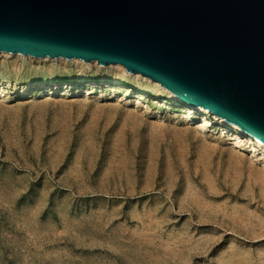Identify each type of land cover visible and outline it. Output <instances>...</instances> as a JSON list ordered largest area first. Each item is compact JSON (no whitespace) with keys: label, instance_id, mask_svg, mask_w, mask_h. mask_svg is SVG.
I'll return each mask as SVG.
<instances>
[{"label":"rangeland","instance_id":"obj_1","mask_svg":"<svg viewBox=\"0 0 264 264\" xmlns=\"http://www.w3.org/2000/svg\"><path fill=\"white\" fill-rule=\"evenodd\" d=\"M167 99L0 54V264H264V156Z\"/></svg>","mask_w":264,"mask_h":264},{"label":"water","instance_id":"obj_2","mask_svg":"<svg viewBox=\"0 0 264 264\" xmlns=\"http://www.w3.org/2000/svg\"><path fill=\"white\" fill-rule=\"evenodd\" d=\"M0 52L121 65L264 143V0H0Z\"/></svg>","mask_w":264,"mask_h":264},{"label":"bare ground","instance_id":"obj_3","mask_svg":"<svg viewBox=\"0 0 264 264\" xmlns=\"http://www.w3.org/2000/svg\"><path fill=\"white\" fill-rule=\"evenodd\" d=\"M0 54H3L5 56L15 55L17 57L28 58V59H35V60H40V61H43V62H46V61H50V62H55V61L68 62V61H72V62L80 63V64L86 65V66L95 65L98 69L117 68V69H120L122 71V73H125L127 75H133L135 77H141L142 79L146 80L147 82H150L153 85H155L162 92L166 93L167 96H168V99L165 102L166 104H173L174 105L175 103H179L181 105L182 109H185L188 113H191V112H200V113H202L203 118L206 117V115H208L210 113L208 110L203 109L201 107L191 106L187 102L181 100L178 96H176L172 92H170V91L166 90L165 88H163L160 84H158L156 82H153V81L149 80L148 78H145V77H143L141 75H138V74H135V73H129V72H127L126 69L123 66H121V65H106V66H101V65H98L96 61L89 62L90 63L89 64L88 62H83V61L78 60V59H72V60H66V59H63V58H57V59L42 58V59H40V58H33V57H30V56H23V55H19V54H9V53H3V52H0ZM99 83H105V82H103V79H99ZM106 83L109 84V86H113V87L119 86V83H118L117 80H113V81H110V82L107 81ZM88 84H92V82L89 81ZM43 85H45V83L44 82H41V86H43ZM130 89H131L130 87H125L124 88V90H125L126 93H128L130 91ZM212 115L214 116V119L218 121V124H220L222 127H224L225 132L226 131H234L235 132V136H236L237 139L242 138V140L243 139L246 140L247 144L250 145L251 151L253 153H258L260 156H264V143L263 142H261L259 139H257L256 137L252 136L251 134H249L248 132H246L242 128H240L238 126H235V125H231L230 123H228L224 119L216 116L215 114H212ZM244 259H243V261H244Z\"/></svg>","mask_w":264,"mask_h":264}]
</instances>
